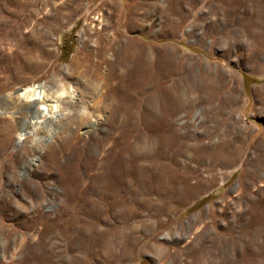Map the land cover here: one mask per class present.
<instances>
[{
  "label": "rangeland",
  "instance_id": "374dc122",
  "mask_svg": "<svg viewBox=\"0 0 264 264\" xmlns=\"http://www.w3.org/2000/svg\"><path fill=\"white\" fill-rule=\"evenodd\" d=\"M262 82L264 0H0V264H264Z\"/></svg>",
  "mask_w": 264,
  "mask_h": 264
},
{
  "label": "bare ground",
  "instance_id": "6f19581e",
  "mask_svg": "<svg viewBox=\"0 0 264 264\" xmlns=\"http://www.w3.org/2000/svg\"><path fill=\"white\" fill-rule=\"evenodd\" d=\"M121 50H122L123 58L121 59L120 62L123 63L125 66H127L126 64H130L129 62L135 61L136 65H137V69L140 70L141 72L143 71V74H144L145 69L142 70L143 69L142 66L145 67V64L142 65L143 64L142 61L147 60V58H148L147 55H142V53H140V51H137L136 53H134V52H131L130 50H127L126 48H123ZM79 59H80V57H78V56L75 58L76 66L78 64H80V61H78ZM83 60H88L87 56L83 57ZM118 60H119V58H118ZM104 62H107L106 58H104ZM148 63H150L149 60L146 61V64H148ZM109 66H110V68H112L113 66H115V64L110 63ZM143 74H142V76H143ZM146 74H147V72H146ZM146 74H144V79H145ZM206 75H209V73H206L204 75V79L207 82L209 80V77L207 78ZM157 79H159V78H157ZM127 84H125V85H127ZM52 87H55L56 89L52 90ZM72 90H69V89L64 88L62 86H59L58 84L56 86H54V81L53 82L49 81L48 84H42L41 83L40 85H37V86L32 85V86H29L26 88L19 89L17 91L16 99L20 103L21 108H20V110L16 111V114H18L17 118L20 119L21 116H24L25 113L27 112L26 116H28L30 119L29 125L36 126V125H38L44 121H47V123H49V122L52 123V120H54L55 118L63 117L65 115H67V113L70 112L69 110H68L69 112H66L67 109L62 110L63 107L61 105L63 104V99L66 97L68 98V100H70V101L72 100V103H74L73 99L75 98V94L74 93L72 94V92L74 91V90L73 91ZM164 90H165V88H162V90L160 89V93L164 92ZM69 92H71V93L69 94ZM118 92H120V89L118 90ZM131 96H132V94H127L126 100L131 98ZM132 100H133V98H132ZM21 131H23V130H21ZM25 134H27V133H23V135H25ZM19 135H20V138H22L23 135L21 133ZM49 135H52V134H49ZM19 140L21 141V139H19ZM43 141H45L44 146H46L47 145L46 143L48 142V140L43 139ZM33 142H34V145L36 148H40L37 145L38 139L34 138ZM32 161H36V160L33 159Z\"/></svg>",
  "mask_w": 264,
  "mask_h": 264
},
{
  "label": "crops",
  "instance_id": "0c3cea01",
  "mask_svg": "<svg viewBox=\"0 0 264 264\" xmlns=\"http://www.w3.org/2000/svg\"><path fill=\"white\" fill-rule=\"evenodd\" d=\"M253 74L254 77H257L256 71ZM241 89L246 90V85L244 84V82L243 86L241 85ZM247 89L249 90L247 99L251 100V104L253 106L252 112L254 115H259L260 129L257 131L258 134L256 133V137H254L256 139H254L253 145L254 150L256 152L258 150V152L261 154L264 153V82L254 84L249 83ZM262 159L263 160L258 162V165H264V157Z\"/></svg>",
  "mask_w": 264,
  "mask_h": 264
}]
</instances>
